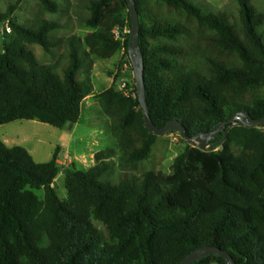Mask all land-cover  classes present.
<instances>
[{"label": "trees", "instance_id": "trees-1", "mask_svg": "<svg viewBox=\"0 0 264 264\" xmlns=\"http://www.w3.org/2000/svg\"><path fill=\"white\" fill-rule=\"evenodd\" d=\"M22 1L0 13L11 30L0 52V125L75 124L93 95L83 76L86 57L107 59L121 48L128 57L129 13L120 18L128 4L87 0L83 24L94 31L80 39L56 37L67 28L58 20H14ZM37 1L53 16L66 3ZM134 1L154 126L178 121L193 137L244 112L264 118V14L249 0H237L236 18L191 0ZM32 46L50 55L63 46L64 64L40 63ZM128 63L132 69L129 57ZM115 81L97 98L118 155L107 148L91 168L65 170L66 199L53 187L58 150L36 163L26 149L0 139V264H181L204 246L227 252L234 264H264V126H234L224 141L221 133L209 142L216 143L211 150L187 146L168 175H129L148 159L157 136L144 124L135 80L125 90ZM115 171L121 174L113 177ZM193 264L227 263L210 255Z\"/></svg>", "mask_w": 264, "mask_h": 264}, {"label": "rangeland", "instance_id": "rangeland-1", "mask_svg": "<svg viewBox=\"0 0 264 264\" xmlns=\"http://www.w3.org/2000/svg\"><path fill=\"white\" fill-rule=\"evenodd\" d=\"M193 3H198L210 11H220L231 17H237L238 3L237 0H191ZM250 3L261 13L264 14V0H249ZM16 0H0V13L4 12L8 6L13 5ZM87 0H66L62 5L61 13L57 15L45 14L37 0H23L18 9L14 12L12 18L19 23L29 24L33 19H49L58 20L65 23L66 29L55 34L58 38H67L70 35L82 39L87 33L94 30L84 26L83 19L87 16L86 10ZM128 11L122 10L120 13L121 19H126ZM4 23H0V52L3 50V45L8 41L6 33H4ZM128 28L123 29V35L128 32ZM124 39L121 40V45ZM35 57L42 64H55L59 66L65 62V49L61 46L53 51V54H45L38 46L31 47ZM81 49H86L84 44H81ZM87 50V49H86ZM87 67L83 72V76L88 77L93 87V97L89 98L83 107L92 108V113L87 114L86 110L82 112L77 127L75 136H82L84 139L90 141L91 138L103 140V136L99 135V131H108L105 119L99 109L97 95L98 93L108 89L115 81L116 88L120 90L122 82L133 83L134 74L128 63V57L123 48L116 54L107 59H100L92 55L86 57ZM69 136L66 128H54L50 125L40 123L37 121H15L9 124L0 125V139L7 141L8 147L20 146L26 149L36 163L48 162L54 151L60 147L65 150V141ZM86 137V138H85ZM105 144V143H104ZM103 145V144H102ZM189 144L178 133L170 132L163 136L157 137L154 145L151 148L150 155L146 161L139 164L137 171L129 172L127 174L139 176L143 172L152 171L155 173H162L168 175L172 172V164L174 159L182 153ZM197 145H195L196 147ZM59 152V151H58ZM63 154L61 153V157ZM72 165L68 159H62L58 163L59 175L55 180V188L59 197L66 196L64 177L62 170L78 169L87 170L91 167V158L84 156L80 159H72ZM121 173L115 171L113 177L119 176ZM130 179V178H128ZM37 196L42 198L43 191H37Z\"/></svg>", "mask_w": 264, "mask_h": 264}, {"label": "water", "instance_id": "water-1", "mask_svg": "<svg viewBox=\"0 0 264 264\" xmlns=\"http://www.w3.org/2000/svg\"><path fill=\"white\" fill-rule=\"evenodd\" d=\"M126 2L128 4V13L130 20L128 57L134 74L136 94L141 110L143 112L144 124L150 133L159 137L170 132H175L178 133L180 136H182L184 140H186L189 144H192L193 146L197 145L201 150H211L216 146V143L209 145V142L216 139L221 133L223 134V138L221 141H224L227 132L234 126H245V127L264 126V118L261 120H254L252 118H249L248 114L245 112L232 117L228 122L219 124L217 128L212 132L201 133L193 137L187 136L184 126L178 121H170L166 124L164 128L161 129L154 126L149 117L148 107L145 99V86L143 79V59L138 43L139 22H138L137 11L135 8V1L126 0ZM228 124L230 125L225 130V127ZM210 255L220 256L226 261L227 264H234V262L232 261L231 257L228 255L227 252L221 251L218 248L210 247V246L197 248L196 250L191 252L182 261L181 264H193Z\"/></svg>", "mask_w": 264, "mask_h": 264}, {"label": "crops", "instance_id": "crops-1", "mask_svg": "<svg viewBox=\"0 0 264 264\" xmlns=\"http://www.w3.org/2000/svg\"><path fill=\"white\" fill-rule=\"evenodd\" d=\"M94 95H91L89 97H87L83 103H82V107H81V110L82 112L84 110H86L87 114H90L92 113V108H87V107H83V104L89 99V98H92ZM98 100V98H97ZM99 107V106H98ZM100 109V108H99ZM101 114V112L99 113ZM103 119H105V122H106V125H107V128H108V131L107 133L106 132H103V131H99V135H102L103 136V140H100V139H96V138H91L90 141H88V138H90V136L88 135L87 139H84V137L78 135V136H75V134L77 133V127H78V123L80 121L75 123V124H72V123H67L63 128H66L67 127V131L69 132V136L67 138V140L65 141V150L63 151L62 148L60 147H57L56 149H58V160H57V165L58 163L60 162V160L62 159H68V162L71 163L72 165V168L74 166V163H72V159L76 160V159H80V158H83L84 156H88L91 158V167L94 165V155L99 152V151H102V150H105L107 148H112L116 151L117 155H118V149L116 147V143H115V140L113 139V137L111 136V133H110V130H109V125H110V122H109V119L101 114ZM81 117V116H80ZM86 138V137H85ZM2 140V139H1ZM6 145L8 144L6 140H2ZM105 143V144H104ZM103 144V145H102ZM61 153L63 154L61 157ZM116 155V157H117ZM116 157L113 159L114 161L116 160ZM90 167V168H91ZM76 169V168H74ZM65 170L67 169H63L62 170V175L63 177L65 176L64 172H66ZM78 170V169H76ZM58 177V176H57ZM57 179V178H56ZM55 179V180H56ZM55 180L53 182V187L54 189L56 190L55 188ZM57 192V191H56ZM65 193H66V190H65ZM67 197V194L64 198H61L59 197L60 199L64 200L66 199Z\"/></svg>", "mask_w": 264, "mask_h": 264}, {"label": "built area", "instance_id": "built-area-1", "mask_svg": "<svg viewBox=\"0 0 264 264\" xmlns=\"http://www.w3.org/2000/svg\"><path fill=\"white\" fill-rule=\"evenodd\" d=\"M4 33H6V34L11 33L10 27L8 26L7 23H5V25H4ZM113 33L115 35V39H117L119 41L122 40V38H121V36L117 30H114ZM127 33H129V31ZM125 88H126V83L122 82L120 85V90H125Z\"/></svg>", "mask_w": 264, "mask_h": 264}]
</instances>
